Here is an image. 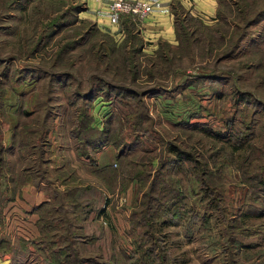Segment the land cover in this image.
I'll list each match as a JSON object with an SVG mask.
<instances>
[{
    "label": "rangeland",
    "instance_id": "obj_1",
    "mask_svg": "<svg viewBox=\"0 0 264 264\" xmlns=\"http://www.w3.org/2000/svg\"><path fill=\"white\" fill-rule=\"evenodd\" d=\"M238 6L122 58L80 0H0V264H264V0Z\"/></svg>",
    "mask_w": 264,
    "mask_h": 264
},
{
    "label": "crops",
    "instance_id": "obj_2",
    "mask_svg": "<svg viewBox=\"0 0 264 264\" xmlns=\"http://www.w3.org/2000/svg\"><path fill=\"white\" fill-rule=\"evenodd\" d=\"M84 8L80 15L91 19L96 26L108 33L122 35L119 31V15L117 22L111 24L108 20L109 0H80ZM152 9L143 17L134 16L137 21V30L141 38L150 46L158 40L173 42L176 40L174 29V10L182 6L192 15L201 20H211L217 8V0H149ZM110 33V34H111Z\"/></svg>",
    "mask_w": 264,
    "mask_h": 264
},
{
    "label": "trees",
    "instance_id": "obj_3",
    "mask_svg": "<svg viewBox=\"0 0 264 264\" xmlns=\"http://www.w3.org/2000/svg\"><path fill=\"white\" fill-rule=\"evenodd\" d=\"M223 1H224V6L228 11V15L231 18L240 17L241 10L239 9L240 7L238 6V2H240L241 0H235V1H233V4H229L228 0L227 1L226 0H217L218 4H217L216 11H215V17L216 18H217V16L220 17L221 12H220L219 5L223 4ZM241 4H243V3H240V5ZM179 9H181V11L183 13L179 12V15H177V12ZM187 16H189L193 19H198L199 21H201V19L198 18V16L190 14L182 6L176 7V10H174V29H175L176 39H177L178 31L181 34H184V32H185L184 27L191 30V27L186 26L187 24H182V22H180V19L182 21H185ZM220 19H221V17H220ZM183 25H184V27H183ZM119 28H120V30H122V33L124 35V40L121 42V44L114 45V43L108 42L107 40L109 38H111L110 37L111 35H108L107 34L108 32H105V33L102 32L104 39H101L98 44H95L93 46V47H95V49L98 50L97 56H99V57L110 56L115 50L118 49L122 53V58H125L126 56H128L127 55L128 52L130 54H133V52H138L142 49L144 43H146V42L141 38V36L138 33L137 21L133 15L120 12L119 13ZM87 30L99 31L100 29L96 26V24L93 21H91V23H89V26H87ZM103 41H105V45L103 44ZM165 43H169V42L166 40H158L157 41L158 45L165 44ZM130 95H138V94H136L133 91V92H130ZM136 97H138V96H136ZM168 149H169L168 151H170L173 155V156H171L172 159H174L178 163V165L181 163V161L192 160L191 152L189 150H185V148H182V147L177 146L175 144H170ZM121 154H122V151L119 150L118 153L116 154L117 158H119V156ZM199 155H201V154L199 153ZM33 159H34V161L40 162L41 157H40L39 153ZM2 161H5V158H3V156L0 154V162H2ZM132 163L135 164L134 162H132ZM3 164L4 163H1V165H3ZM43 171L46 172V169ZM0 174H1V172H0ZM254 215H257V216L264 215V208L256 211ZM39 234L42 235V233H39ZM40 239L41 238H38L37 240H40ZM39 249L41 250V254L43 256L44 247L41 246V247H39Z\"/></svg>",
    "mask_w": 264,
    "mask_h": 264
},
{
    "label": "built area",
    "instance_id": "obj_4",
    "mask_svg": "<svg viewBox=\"0 0 264 264\" xmlns=\"http://www.w3.org/2000/svg\"><path fill=\"white\" fill-rule=\"evenodd\" d=\"M107 7L109 10L108 20L113 24L117 22L120 12L130 13L137 17L145 16L152 9V3L149 0H109Z\"/></svg>",
    "mask_w": 264,
    "mask_h": 264
}]
</instances>
